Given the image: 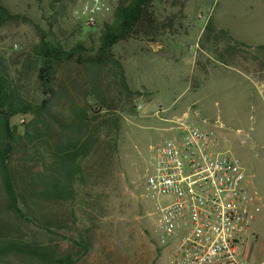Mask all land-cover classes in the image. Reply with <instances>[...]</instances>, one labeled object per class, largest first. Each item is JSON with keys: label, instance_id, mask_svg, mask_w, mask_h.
I'll return each mask as SVG.
<instances>
[{"label": "rangeland", "instance_id": "rangeland-1", "mask_svg": "<svg viewBox=\"0 0 264 264\" xmlns=\"http://www.w3.org/2000/svg\"><path fill=\"white\" fill-rule=\"evenodd\" d=\"M86 1L0 0L12 14L32 24L0 28V56L29 100L39 99V87L36 72L22 71L21 58L43 34L64 48L97 45L99 26L90 28L73 16ZM181 1L180 10L164 0L153 6L159 21L173 25L165 34L113 48L130 87L141 96L123 98L113 72H108L103 85L115 102L120 131L82 163L86 183L77 189L76 204L66 207L76 212V227L55 225L51 229L55 234L41 239L64 252L71 246L70 238L90 231L93 247L80 264H169L167 250L158 253L148 235L151 220L146 213L154 200L145 198L144 176L151 170L152 154L171 138L175 120L186 116L208 132L214 153L240 160L261 195L260 211L251 225L260 231V239L254 246L251 241L247 251L240 247L238 260L264 264V50L257 48L264 45V0ZM209 20L233 40L203 36ZM30 119L16 116L11 125L21 131ZM2 225L7 237L29 236L16 223Z\"/></svg>", "mask_w": 264, "mask_h": 264}, {"label": "trees", "instance_id": "trees-1", "mask_svg": "<svg viewBox=\"0 0 264 264\" xmlns=\"http://www.w3.org/2000/svg\"><path fill=\"white\" fill-rule=\"evenodd\" d=\"M158 1L162 0H119L109 15L89 25L99 26L96 46L64 48L43 34L38 45L21 58L22 71L36 72L38 100L27 98L0 56V262L80 264L91 252L90 231L70 238L71 246L64 252L41 239L55 234L51 230L55 225L76 227V212L66 207L76 204L77 189L86 183L82 163L120 131L115 102L103 85L108 72H113L123 98L141 96L130 87L113 48L171 29V22L159 21L155 15L153 6ZM164 1L179 10L184 6L181 0ZM20 23L32 26L26 17L0 4V28ZM210 34L233 40L209 20L203 36ZM257 48L264 50V45ZM24 115L31 119L18 131L11 119ZM7 221L29 236L12 239L4 235L2 224ZM148 235L155 246L149 231Z\"/></svg>", "mask_w": 264, "mask_h": 264}, {"label": "built area", "instance_id": "built-area-1", "mask_svg": "<svg viewBox=\"0 0 264 264\" xmlns=\"http://www.w3.org/2000/svg\"><path fill=\"white\" fill-rule=\"evenodd\" d=\"M118 1L87 0L73 16L92 25ZM171 131L144 176L145 198L154 200L146 217L155 247L167 250L169 264H242L238 249L247 251L260 239L251 225L261 195L240 160L214 153L208 132L187 116L175 120Z\"/></svg>", "mask_w": 264, "mask_h": 264}, {"label": "crops", "instance_id": "crops-1", "mask_svg": "<svg viewBox=\"0 0 264 264\" xmlns=\"http://www.w3.org/2000/svg\"><path fill=\"white\" fill-rule=\"evenodd\" d=\"M255 229H256V228H255ZM254 231H255L256 233H258V234L260 233V231H259V230H257V229H256V230H254ZM253 244H254V243H252V246H254Z\"/></svg>", "mask_w": 264, "mask_h": 264}]
</instances>
